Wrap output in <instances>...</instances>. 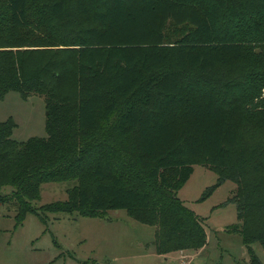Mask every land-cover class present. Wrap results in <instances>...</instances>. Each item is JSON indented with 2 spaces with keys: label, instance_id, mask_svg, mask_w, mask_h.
Wrapping results in <instances>:
<instances>
[{
  "label": "trees",
  "instance_id": "obj_1",
  "mask_svg": "<svg viewBox=\"0 0 264 264\" xmlns=\"http://www.w3.org/2000/svg\"><path fill=\"white\" fill-rule=\"evenodd\" d=\"M168 21L191 28L169 43ZM263 49L264 0H0V99L39 95L47 110L45 137L16 141L0 122V206L15 202L21 222L43 183L77 181L41 209L130 210L156 228L158 253H196L206 230L177 191L204 164L219 176L207 193L235 183L229 230L263 264L252 245L264 251V123L227 105L238 82L220 74L242 60L261 77L243 83L260 90ZM189 74L204 83L196 94Z\"/></svg>",
  "mask_w": 264,
  "mask_h": 264
},
{
  "label": "rangeland",
  "instance_id": "obj_2",
  "mask_svg": "<svg viewBox=\"0 0 264 264\" xmlns=\"http://www.w3.org/2000/svg\"><path fill=\"white\" fill-rule=\"evenodd\" d=\"M190 28L189 24L168 21L165 39L171 43ZM262 52V56L255 53V59H262L264 63V49ZM251 68L253 65L239 60L220 70L224 77L238 82L232 102L229 99L226 102L231 109L235 105L247 106L251 116L264 123V87L259 90L258 86L251 88L243 83L261 80L257 69ZM186 81L188 90L195 94L204 85L196 74H189ZM117 102L122 104L123 99ZM46 113L44 98L39 95L23 98L16 91H9L0 99V122L13 121L11 137L16 141L45 137ZM243 113L239 110L241 123L246 122ZM255 130H264V125ZM193 168L188 181L177 191V197L198 216L206 230V246L196 253L186 250L158 253L154 244L156 228L136 218V213L130 210L115 209L107 211L105 216H83L77 211L41 209L44 205L65 201L68 189L78 183L63 181L43 183L39 198L32 201L36 211L26 212L21 222L15 217L18 213L15 202L0 206V264H251L242 236L229 230L239 222L237 205L232 201L235 183L225 180L207 193L217 184L218 174L204 164H195ZM85 179L83 186L91 190L95 179L89 174ZM10 191V187L2 190L3 193ZM252 248L264 264L262 247L253 244Z\"/></svg>",
  "mask_w": 264,
  "mask_h": 264
}]
</instances>
